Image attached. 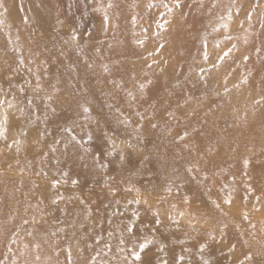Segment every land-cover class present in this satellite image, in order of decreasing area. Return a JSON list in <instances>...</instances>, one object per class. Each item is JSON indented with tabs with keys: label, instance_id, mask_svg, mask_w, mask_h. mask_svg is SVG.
Segmentation results:
<instances>
[{
	"label": "rangeland",
	"instance_id": "rangeland-1",
	"mask_svg": "<svg viewBox=\"0 0 264 264\" xmlns=\"http://www.w3.org/2000/svg\"><path fill=\"white\" fill-rule=\"evenodd\" d=\"M0 264H264V0H0Z\"/></svg>",
	"mask_w": 264,
	"mask_h": 264
},
{
	"label": "snow or ice",
	"instance_id": "snow-or-ice-1",
	"mask_svg": "<svg viewBox=\"0 0 264 264\" xmlns=\"http://www.w3.org/2000/svg\"><path fill=\"white\" fill-rule=\"evenodd\" d=\"M154 127H155V125H153ZM75 183V182H74ZM231 201H229V203H230ZM134 256H135V259L136 260H140L141 259V257H140V255H139V253H134Z\"/></svg>",
	"mask_w": 264,
	"mask_h": 264
}]
</instances>
